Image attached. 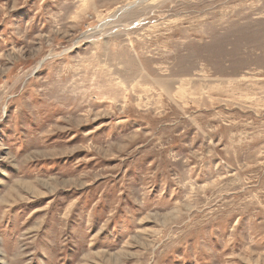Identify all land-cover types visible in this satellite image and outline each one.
Returning a JSON list of instances; mask_svg holds the SVG:
<instances>
[{"label":"rangeland","instance_id":"obj_1","mask_svg":"<svg viewBox=\"0 0 264 264\" xmlns=\"http://www.w3.org/2000/svg\"><path fill=\"white\" fill-rule=\"evenodd\" d=\"M0 264H264V0H0Z\"/></svg>","mask_w":264,"mask_h":264}]
</instances>
